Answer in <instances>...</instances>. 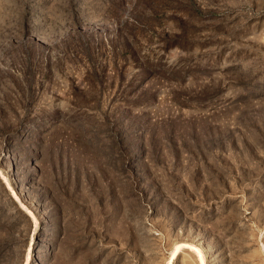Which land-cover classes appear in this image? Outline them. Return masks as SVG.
Here are the masks:
<instances>
[{
    "label": "rangeland",
    "instance_id": "rangeland-1",
    "mask_svg": "<svg viewBox=\"0 0 264 264\" xmlns=\"http://www.w3.org/2000/svg\"><path fill=\"white\" fill-rule=\"evenodd\" d=\"M0 264H264V0H0Z\"/></svg>",
    "mask_w": 264,
    "mask_h": 264
}]
</instances>
